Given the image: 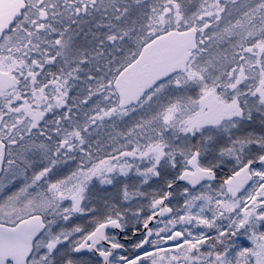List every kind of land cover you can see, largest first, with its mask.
Wrapping results in <instances>:
<instances>
[{"label":"snow or ice","instance_id":"6c2138e0","mask_svg":"<svg viewBox=\"0 0 264 264\" xmlns=\"http://www.w3.org/2000/svg\"><path fill=\"white\" fill-rule=\"evenodd\" d=\"M0 264H264V0H0Z\"/></svg>","mask_w":264,"mask_h":264}]
</instances>
